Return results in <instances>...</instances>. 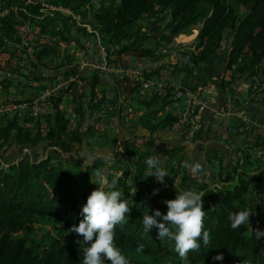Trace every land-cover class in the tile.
<instances>
[{
    "label": "crops",
    "instance_id": "crops-1",
    "mask_svg": "<svg viewBox=\"0 0 264 264\" xmlns=\"http://www.w3.org/2000/svg\"><path fill=\"white\" fill-rule=\"evenodd\" d=\"M104 2V7L113 5L110 0ZM116 3L118 9L120 4ZM64 7L70 14L56 11L49 17L59 18L57 26L49 24L47 16L39 18L48 24L45 30L38 22L27 20L26 12L18 10L14 3L4 11L14 12L21 23L15 40L0 34V70L11 74L0 88V106L38 102L40 110L37 114L33 109L4 111L0 113V126L15 121L33 136L41 132L48 138L57 106L68 123L66 141L71 142L67 150L42 141L35 148L25 147L24 154L34 161L49 155L59 156L83 168L99 164L92 173L96 189L106 191L112 188L111 179L124 180L132 202L138 200L134 193L141 191L139 194L159 203L175 196L184 206L185 199L189 205L196 198L201 183L212 188L223 187L220 173H231L233 182H237L244 170L254 178L259 177L264 171V159L256 162L255 155L264 152V79L261 75L247 79L227 68L228 39L213 57L197 64L189 53L196 52L198 30L165 42L161 38L165 28H172L175 23L170 11L152 18L143 16L139 20L141 24L138 21L132 29V38L108 48L110 63L116 68L144 71L143 77L152 86L141 93L140 82L131 72L118 75L112 71L108 76L100 70L76 72L72 59L80 43L91 37L99 38L97 33L94 37L91 25L97 24L94 17L97 11L92 14L84 6ZM50 10L57 9L50 7ZM133 42L135 48L153 54L139 51L118 54ZM179 46L184 49L178 51ZM101 51H106L102 44ZM194 65L200 69L196 82L188 75ZM225 82H234L232 94L229 87H221ZM159 83L186 89L197 86L194 92H198L200 105L189 110L184 100L175 99L172 89L159 95ZM253 88L261 91L254 95ZM47 89L55 95L46 98ZM229 100L233 103L231 111L226 109ZM127 110H131L129 119L119 120L121 112ZM72 115L76 116L75 129L69 126L68 118ZM244 118L249 119L248 124ZM15 134L13 129L11 135ZM242 159L251 163L234 173ZM140 174L143 180L136 178ZM257 188H264V177L250 186L247 195L250 200L259 199L255 194ZM261 198L264 201V194Z\"/></svg>",
    "mask_w": 264,
    "mask_h": 264
},
{
    "label": "trees",
    "instance_id": "trees-1",
    "mask_svg": "<svg viewBox=\"0 0 264 264\" xmlns=\"http://www.w3.org/2000/svg\"><path fill=\"white\" fill-rule=\"evenodd\" d=\"M45 1L76 9L89 4V0ZM13 3L26 12L27 20L38 22L44 30L48 24L39 18L52 17L56 11L65 13L41 7L42 2L0 0V34L9 40H15L21 23L14 12H4ZM119 4L118 9L112 5L94 13L97 24L91 25L105 40L108 47L102 46L106 51L132 38V29L143 16L152 18L169 10L175 23L169 36H161L165 42L198 30L196 52L189 54L199 64L213 57L228 39L227 68L247 79L257 75L264 79V0H120ZM58 19L49 18L48 23L57 26ZM135 44L124 46L118 54H153L135 48ZM233 83H221V87H229L232 94ZM260 91L251 90L254 95ZM56 110L48 138L41 132L33 136L15 121L0 126V264H108L101 256L86 260L79 252L65 253L55 244L45 248L30 245L37 218L106 235L117 246L137 248L157 259L172 258L185 264H264V188L255 190L257 201L247 197L250 186L262 180L264 171L254 178L244 170L237 182L231 173H220L223 187L199 184L189 205L183 206L175 196L163 203L153 202L139 194L141 191L134 193L138 200L132 202L124 180L111 179L112 188L106 191L94 187L92 173L99 164L83 168L53 155L34 161L23 153L25 147L35 148L42 141L71 148V142L66 141L68 123L57 106ZM258 155L256 162L261 161ZM250 163L239 161L234 173ZM113 264L133 262L121 257Z\"/></svg>",
    "mask_w": 264,
    "mask_h": 264
},
{
    "label": "built area",
    "instance_id": "built-area-1",
    "mask_svg": "<svg viewBox=\"0 0 264 264\" xmlns=\"http://www.w3.org/2000/svg\"><path fill=\"white\" fill-rule=\"evenodd\" d=\"M42 2L41 7H54L53 5H49L46 1H40ZM118 4L120 3V0H117ZM104 0H91V7L94 8V10L99 11L104 8ZM58 8H64V7H58ZM170 23H167L169 25ZM171 33V27L168 26L165 28L163 35L169 36ZM7 44H11V41H7ZM101 44H105L104 39L102 38L101 34L99 33V38H92L90 40H87L86 42L80 43L79 48L77 49V55H75V59H72L74 69L77 73H82L86 70H100L101 72H104L106 76H108L112 71H115L118 75L125 74L127 72H131V74L135 77V79L140 82V92L144 93V90L149 89L152 86V82L149 80H146L143 77L144 71L141 69H127L123 67L116 68L110 63V57H109V51H101ZM178 51L183 50V46L178 47ZM174 55H178L177 53ZM189 71L191 72L190 79L194 82L197 81L199 77V68L197 65L190 67ZM11 74H6L0 70V88L3 87V85L8 81V78H10ZM69 84V83H68ZM158 94L163 95L166 94L169 89H172L174 92L175 99L177 100H184L187 104V107L189 110L193 109L194 106H199V100L198 95L191 89H186L183 86H175L171 87L164 83H159L157 85ZM44 95H46V98L52 97L55 95V92L51 90H45ZM19 109H33L34 113L37 114L39 108L38 102L33 103H10L7 105L0 106V113L7 111V110H14L18 111ZM227 111H231L233 109V103L231 100L228 101L226 105ZM131 113V110L123 111L121 112L119 116V120L127 121L129 119V114ZM100 117V116H98ZM69 126L72 129H75L77 127L76 122V116L72 115L68 118ZM244 123L248 124L249 119L244 118ZM259 159H264V152L259 153L257 156ZM244 160L242 159L240 161L241 164H243Z\"/></svg>",
    "mask_w": 264,
    "mask_h": 264
},
{
    "label": "rangeland",
    "instance_id": "rangeland-1",
    "mask_svg": "<svg viewBox=\"0 0 264 264\" xmlns=\"http://www.w3.org/2000/svg\"><path fill=\"white\" fill-rule=\"evenodd\" d=\"M116 1L117 0H110V3L113 4L114 8L117 5ZM88 3L89 4L84 5L85 9L91 12L94 11V8L91 7V0H89ZM48 4L52 5L50 3ZM53 6L55 9H60L61 11L70 14L69 10L64 6ZM106 7L107 6L104 8ZM138 24H141V21H139ZM92 32H94V37L95 33L99 34V31L94 29H92ZM30 158L33 159L32 157ZM95 183L94 187L97 188ZM184 201L185 205H187V199ZM34 230L35 231L29 237L30 245L32 244L35 246H40L41 248H45L51 244H55L65 253L72 250L79 252L86 260L92 259L96 256H101L108 264H113L118 258L121 257L130 259L133 264H185L172 258L157 259L151 254L137 248L117 246L115 242L106 235L96 234L95 232L82 228H66L61 223L53 219L37 218V220H35ZM19 235L21 236L22 233Z\"/></svg>",
    "mask_w": 264,
    "mask_h": 264
}]
</instances>
